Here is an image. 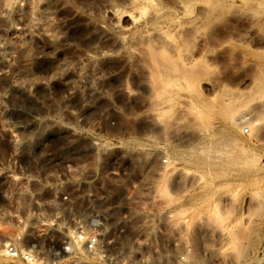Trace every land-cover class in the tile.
Segmentation results:
<instances>
[{"label":"rangeland","instance_id":"374dc122","mask_svg":"<svg viewBox=\"0 0 264 264\" xmlns=\"http://www.w3.org/2000/svg\"><path fill=\"white\" fill-rule=\"evenodd\" d=\"M178 1L0 0V248L52 250L90 214L57 198L75 163L132 175L166 159L160 207L177 238L115 252L118 263L264 264V27L246 9L205 18L211 0ZM105 206L113 221L123 210ZM128 235L117 245L134 247Z\"/></svg>","mask_w":264,"mask_h":264},{"label":"built area","instance_id":"2783aa9c","mask_svg":"<svg viewBox=\"0 0 264 264\" xmlns=\"http://www.w3.org/2000/svg\"><path fill=\"white\" fill-rule=\"evenodd\" d=\"M162 162L164 164H137L133 167L132 175H126L120 167L104 162H86L80 166L75 163L72 171L76 175L61 181L57 198L65 204L87 202L92 205L90 214L82 222L77 221L59 246L52 250L38 253L34 247L7 242L0 248L1 255L19 264H81V257L87 255L92 258V264H127L118 263L117 255L113 253L129 249H171L177 238V229L163 222H171L173 213L170 208L161 210L160 207L164 200L161 179L169 172L166 159H162ZM78 167L80 169L76 170ZM98 182L101 184L96 187ZM107 182L116 183L115 200L112 199L114 193L104 189ZM112 202L123 204L120 216L114 221L106 213L108 206L104 209L94 208V205ZM127 233L130 236L123 241H131L134 247L118 246L120 235Z\"/></svg>","mask_w":264,"mask_h":264},{"label":"bare ground","instance_id":"6f19581e","mask_svg":"<svg viewBox=\"0 0 264 264\" xmlns=\"http://www.w3.org/2000/svg\"><path fill=\"white\" fill-rule=\"evenodd\" d=\"M194 2V0H179L178 1V6H179V8L180 9H182V10H186V9H188L189 8V6L192 4ZM133 3V2H132ZM136 3V2H135ZM142 3V2H141ZM145 4V3H144ZM166 4V3H165ZM137 5H138V3H137ZM177 5V4H176ZM147 6V5H146ZM207 6V7H206ZM205 7H206V10H205V12H204V14H203V17H205V18H208L209 16H211L214 12H216V11H219V10H224V9H229V10H231L232 8H234V7H236L237 8V10L240 8V9H246L247 10V16H246V19L248 20V22H250L251 24H254V25H257L256 27H264V0H211V1H209V2H207V5H206ZM177 7V6H176ZM231 8V9H230ZM151 9V8H150ZM239 9V10H240ZM146 10V9H145ZM245 10V11H246ZM108 11H109V9H108ZM154 11V10H153ZM234 11H235V9H234ZM234 11H232V12H234ZM244 12V11H243ZM243 12H242V14H243ZM110 15H111V17L114 19V22L116 23V24H120V21H121V19L123 18V15H122V13L121 14H117L113 9L112 10H110V13H109ZM216 14V13H215ZM238 14V13H237ZM227 15V14H226ZM133 16V15H132ZM137 16V15H136ZM221 16V15H220ZM127 17V16H126ZM202 17V16H201ZM219 17V16H218ZM243 17V16H242ZM194 19V18H193ZM197 19V18H196ZM195 19V20H196ZM201 19V18H200ZM215 19V18H214ZM213 19V20H214ZM220 19H221V17H220ZM139 20V19H138ZM131 22H132V20H131ZM193 22H195V21H193ZM200 22H202V21H200ZM188 23V22H187ZM196 23V22H195ZM249 23V24H250ZM210 24V23H209ZM135 25V24H134ZM184 25V24H183ZM154 28V27H153ZM183 28V27H182ZM127 29H129V28H127ZM134 29V28H133ZM191 29H193V28H191ZM261 29V28H260ZM159 30V29H158ZM161 31H162V29H160ZM255 30H256V28H255ZM258 30V29H257ZM198 31V30H197ZM156 32H157V30H156ZM181 32V31H180ZM201 32V31H200ZM254 32V31H253ZM190 33H192L191 32V30H190ZM190 33H188V34H190ZM166 34V33H165ZM187 34V33H186ZM185 34V35H186ZM259 34V33H258ZM179 35V34H178ZM183 35V34H182ZM189 36V35H188ZM156 37V36H155ZM162 37V36H161ZM184 37V36H183ZM150 38H153V37H150ZM255 38V37H254ZM181 40H182V38H180ZM121 40V39H120ZM120 40H118L119 42H120ZM188 39H186V41H187ZM166 40L164 39V41L163 42H165ZM168 42V41H167ZM182 42V41H181ZM191 42V41H190ZM257 42V41H256ZM120 43H122V40H121V42ZM187 44V48H189V47H191V46H193L194 45V42H193V45H191V46H189L188 45V43H186ZM258 44V43H257ZM256 46V45H255ZM182 47V46H181ZM196 47V46H195ZM261 47V46H260ZM262 48H264V47H262ZM173 49V48H172ZM192 49V48H191ZM153 50V49H152ZM183 52H184V50H182ZM188 51H190V49L188 50ZM261 51V50H260ZM153 52V51H152ZM174 52V51H173ZM177 52V51H176ZM252 52V51H251ZM154 54V53H153ZM177 54V53H176ZM201 54V53H200ZM255 56H256V58H257V60L259 59V63H260V66L261 67H264V51H262V52H256L255 53ZM170 64H174V63H172V62H170ZM257 64V63H256ZM255 65V64H254ZM171 66V65H170ZM173 66V65H172ZM184 66V65H183ZM193 66V65H192ZM258 66V65H257ZM256 66V67H257ZM184 67H186V66H184ZM193 67H195V66H193ZM198 67V66H197ZM192 68V67H191ZM258 68V67H257ZM260 68V67H259ZM189 69H190V67H189ZM196 69V68H195ZM195 69H193V71L195 70ZM262 69H264V68H262ZM196 70H198V69H196ZM195 70V71H196ZM259 71L261 72V69H259ZM258 71V72H259ZM195 73L196 72H193V76L195 75ZM199 73V72H198ZM190 74V73H189ZM255 75V74H254ZM262 75H264V72H262V73H260L258 76H256V78H255V80H254V90H255V93H258L260 90H261V86H262V82H264V79H262V78H264V77H262ZM193 79V78H192ZM191 80V79H190ZM189 86H191V85H189ZM192 86H194V85H192ZM193 91H194V88H193ZM169 93V92H168ZM242 93V92H241ZM159 94V93H158ZM229 94V93H228ZM161 95V94H160ZM194 95V94H193ZM243 95V94H242ZM249 95V94H248ZM233 96V95H232ZM253 96H254V94H253ZM258 96V95H257ZM258 99V98H257ZM229 100V99H228ZM231 101V100H230ZM230 101H229V104H232V103H230ZM236 101V100H235ZM262 105L260 106L261 107V109H264V103H261ZM227 104H225L224 105V107L226 106ZM257 109V108H256ZM261 112V111H260ZM260 114V113H259ZM245 115V114H244ZM236 118H243V114L241 115H239L238 117H236ZM235 121H236V119H235ZM238 121H240V120H238ZM242 122V121H241ZM258 123V122H257ZM253 124V123H252ZM259 126V125H258ZM256 130L257 129H259L258 127L257 128H255ZM212 219V218H211ZM214 219V218H213ZM216 219V218H215ZM213 221V220H212ZM210 222H211V220H210ZM29 248H33L34 247V245L32 244V245H29L28 246Z\"/></svg>","mask_w":264,"mask_h":264}]
</instances>
